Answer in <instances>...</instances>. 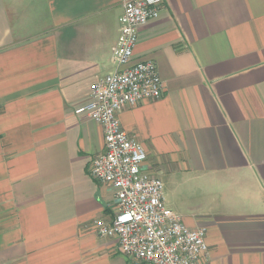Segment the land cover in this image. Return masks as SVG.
Wrapping results in <instances>:
<instances>
[{
    "label": "crops",
    "instance_id": "1",
    "mask_svg": "<svg viewBox=\"0 0 264 264\" xmlns=\"http://www.w3.org/2000/svg\"><path fill=\"white\" fill-rule=\"evenodd\" d=\"M124 0H0V264H130L90 175L102 127L75 110L116 70ZM152 60L162 96L124 108L166 205L206 228L198 264H264V0H163L131 64Z\"/></svg>",
    "mask_w": 264,
    "mask_h": 264
},
{
    "label": "built area",
    "instance_id": "2",
    "mask_svg": "<svg viewBox=\"0 0 264 264\" xmlns=\"http://www.w3.org/2000/svg\"><path fill=\"white\" fill-rule=\"evenodd\" d=\"M163 0H124L119 34L111 53L116 70L93 81L88 100L75 113L100 124L103 151L90 165V175L112 191V217L93 222L99 237H114L117 251L130 264H198L207 252L206 228L188 227L164 200L163 182L142 168L147 153L122 128L124 108L162 96L164 84L152 60L130 63L138 32L157 18Z\"/></svg>",
    "mask_w": 264,
    "mask_h": 264
},
{
    "label": "rangeland",
    "instance_id": "3",
    "mask_svg": "<svg viewBox=\"0 0 264 264\" xmlns=\"http://www.w3.org/2000/svg\"><path fill=\"white\" fill-rule=\"evenodd\" d=\"M166 193H167V190H166V188L164 187V195H165V198H168V195H167Z\"/></svg>",
    "mask_w": 264,
    "mask_h": 264
}]
</instances>
